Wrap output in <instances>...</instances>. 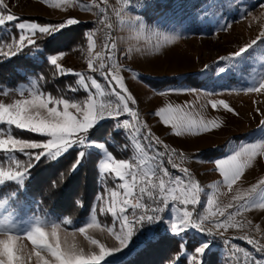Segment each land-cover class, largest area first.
<instances>
[{
    "label": "rangeland",
    "instance_id": "obj_1",
    "mask_svg": "<svg viewBox=\"0 0 264 264\" xmlns=\"http://www.w3.org/2000/svg\"><path fill=\"white\" fill-rule=\"evenodd\" d=\"M154 1L164 0H130V2L126 0H69L68 3L64 0H4L7 9H0V14L15 16L41 14L59 20L56 23L47 24H60L69 18H76L79 21L93 20L94 25L88 33L92 39L87 40V52L83 55L74 54V51L68 54L61 52L64 55L57 54L59 56L57 63L64 72L71 69L75 74L95 78L101 84L104 96L96 95V90L91 87L88 90L82 87L87 93L89 91L93 93L98 104L110 101L111 107L115 109L119 103L118 96L108 87L99 72H94L87 67L89 59L95 67L103 63L106 73L114 72L123 78L128 92L123 93L122 90H117L126 96L131 95L136 101L135 104L128 101L129 107L137 113L135 119L129 113L121 111L118 118L105 115L93 124L110 120L117 129L123 130L133 148L131 158H115L104 141L86 138L82 135L87 129L81 134L82 139H76L59 154H45L58 157L73 146L94 147L102 154L99 162L101 173L105 172L102 169L105 161L127 160L130 164L140 168H144L146 164L162 162L171 178L180 176L182 183H188L190 179L202 189L198 204L189 205L187 208L196 216L207 215L209 219L204 222V227L211 228L213 234L201 231L194 226L175 233L183 236L185 232H189L200 237L196 249L203 245L207 246L197 256L198 259L208 248H218L227 264H255L258 260L264 262V253L258 251L259 246L264 245V208L259 206L264 203V184L257 185L256 189L249 193L247 199L250 205L243 209L239 207V204L244 202L243 199H237L246 196L253 184L264 179V155H257L249 161L240 179L231 188L223 182V177L215 169L214 164V161L232 154L244 144L264 141V124H260V121L264 120V90L248 91V89L258 87L260 81L264 80V36L261 35L264 33V8L261 7L264 0H183L189 3V6L197 4L196 9H190L192 11L184 16L180 15V11L167 10L149 21L143 11L148 3ZM11 22H6L0 27L8 30ZM25 35L35 40L37 33L33 35L31 32H26ZM253 40L255 43H251ZM248 44L250 46L239 55H231ZM9 46H0V50L7 52ZM66 64L71 67H67ZM189 74L204 76L206 79L201 85L190 86L178 81L163 88H154L141 77V75H149L160 78L175 77L181 80ZM79 79L80 76H78ZM85 82L90 85V81L85 80ZM30 91L43 93L34 77L15 89L0 92V102L14 104L18 99L29 98ZM220 100L227 103L232 111L229 112L222 105L217 108L212 107L213 101ZM169 105L183 108L194 118L214 121L217 127L212 128L209 125L207 132L183 133L177 136L172 131L171 125H164L155 115L159 108ZM60 108L62 109V106ZM70 111L75 112L74 109ZM125 119L129 121L127 127L123 124ZM15 127L0 124V130L13 136L15 135L12 129ZM137 128L140 129L139 133L136 132ZM156 138L162 143L156 144ZM47 139L46 136L36 141ZM222 144H226L227 148L223 154L215 158L207 159L198 155L205 149ZM164 145H167L171 152V168L165 165V158L169 160L168 154L166 157L156 156L157 151H165ZM153 157L155 159H152ZM141 160H145V164H141ZM173 163L176 167H172ZM181 169H187L188 172L184 173ZM5 171L17 172L13 169ZM112 174L115 177V174ZM23 178L24 174L13 180L22 181ZM116 179L117 187L112 190L122 193L123 189L119 185L123 181ZM128 179L131 180V177ZM2 183L3 181L0 182ZM209 198L213 203H208ZM110 199L111 192L106 202L110 203ZM144 202L151 203L146 196ZM173 203L176 205V212L173 211ZM181 207L184 206L179 201L170 200L161 212V219L141 221L140 224L134 223L127 245L105 256L100 264H114L115 261H125L130 258L133 252L143 245L145 236H152L151 227L162 225L174 233L171 230V223L175 215L179 214ZM140 211L143 210H138V214ZM128 214L131 219L130 210ZM230 214L232 215L231 221L228 219ZM93 215L95 213L91 211L81 227L90 223ZM217 221H228L229 223L235 221L237 226L217 229L215 227ZM145 222H151L149 225L151 227L148 226V228ZM52 224H59V222L55 219L19 214L16 205L0 200V225L19 235L18 246L22 247L25 252H31L33 245L24 232L35 225L45 227L50 232ZM100 225L102 228L106 226L101 223ZM110 226L117 231L120 227L119 222L112 223ZM78 229L65 228L60 225L58 233L62 246L67 240V243L83 248L85 253L89 251L98 253L99 248L90 245L85 235L79 233ZM217 233H222V235H217ZM86 234L97 239L105 247H119V241L106 230L101 232L98 229L88 228ZM225 240L229 242L226 243ZM249 240L254 243H249ZM232 245L235 247L233 248ZM185 253L189 259L193 256L189 251ZM41 254L51 264H54V258L50 253L44 251ZM28 264H37L34 254Z\"/></svg>",
    "mask_w": 264,
    "mask_h": 264
},
{
    "label": "snow or ice",
    "instance_id": "obj_2",
    "mask_svg": "<svg viewBox=\"0 0 264 264\" xmlns=\"http://www.w3.org/2000/svg\"><path fill=\"white\" fill-rule=\"evenodd\" d=\"M64 2L68 3L69 0H64ZM126 2H130V0H126ZM56 6L58 7L59 5ZM261 7L264 8V4H261ZM0 9H7L4 0H0ZM18 19L19 18L13 14H0V25ZM77 22H79V20L76 18H69L66 22L60 24L41 25L29 21L19 22L16 24V28L21 30L19 39L15 41L14 45L9 46L8 52H2V50H0V54L5 57L12 56L26 45L34 44L36 40L26 36V32H31L33 35L37 32L39 34L51 33L59 30V28L65 25ZM261 35L264 36V33ZM88 39L91 41V35H88ZM25 41L27 42L26 44ZM251 43H255V40ZM249 46L250 44L245 45L241 47L239 51L231 55H239L240 52L245 51ZM12 47H15V52L11 51ZM89 47H91V43H89ZM59 55L62 56L64 54L60 53ZM58 58V55L51 57L50 63L63 72L64 70L57 63ZM220 59H224V57H220ZM87 67L94 72H99L100 75L104 77L108 87L118 96L119 103L115 109L111 107L110 101L98 104L93 93L90 91L88 92L86 101H72L63 96H45L43 93L38 94L37 92L30 91L29 98L18 99L14 104L0 102V124L14 125L17 128L26 129L48 137L45 141L25 140L19 139L11 134H6L3 130H0V151L12 153L20 152L30 158L22 172L17 171L13 173L0 168V182L4 180H13L22 176L26 170L32 166L30 162L32 159H39V157L45 153H52L53 155L59 154L60 151L65 149L76 139H82L81 134L102 116L107 115L108 117L115 116L118 118L121 115V111H123L124 113H129L133 119L136 118V111L130 108L128 104V101H131L132 104H135L136 101L131 95L126 96L121 94V91L117 90H122L123 93L128 92L123 78L114 72L106 73L103 63H101L99 67H95L91 59H89ZM67 71L69 73L72 72L71 69ZM77 75L80 76L79 83L86 90L91 87L96 90V95H105L101 84L98 83L95 78L92 76L85 77L79 73H77ZM85 80L90 81V85L86 83ZM261 90H264V80L260 81L258 87L256 86L248 89V91L252 92H259ZM168 91L178 92L177 90ZM221 105L229 112L232 111L229 105L223 100L212 102L213 108H217ZM60 106H62V109ZM70 109H74L75 112L70 111ZM155 115L160 118L164 125H171L172 131H174L177 136H181L183 133L194 134L196 132H207L209 131V125H211L212 128L217 127L214 121H204L194 118L192 114L179 106L173 107L169 105L167 107H161L155 112ZM123 124L127 127L129 121L125 119ZM260 124H264V120H261ZM136 132L139 133L140 129L137 128ZM155 143L161 144L162 142L156 138ZM164 148L165 151H157L156 156L164 157L168 154L169 162L172 163L171 152L168 150V146L164 145ZM40 149L42 150L38 152L30 151ZM257 155H264V141L242 145L232 154L214 161L215 169L223 177V182L231 188V186L240 179L242 171L248 165L249 161L253 160ZM152 159H155V157ZM141 164H145V160H141ZM172 167H176V165L173 163ZM102 169L105 172L114 173L116 178L123 181V183L119 185V187L123 189V192L110 190V203L106 202L107 206H99L101 215L110 213L113 218V223L119 222L120 227L118 231L112 226H105L102 228L95 215L91 217L90 223L78 229L79 233L85 235V239L90 245H95L99 248L98 253L93 251L85 253L83 248L78 247L76 244H69L67 240L64 241L62 246L58 233V229L60 228L59 224H52L50 226V232L47 228L39 225H35L30 230L24 232L27 239L30 240L33 245L31 252H25L22 247L18 246V241L20 239L19 235L8 230L3 225H0V232L6 233V238L0 239V264H28L33 254L36 257L37 264H41V262L42 264H51V262L45 259L41 254L44 251L50 253L51 257L54 258V264H100V261L103 260L105 256L127 245L133 232L134 223L140 224L141 221L161 219V212L170 200L179 201V203L184 206L179 209V214L175 215L171 223V230L174 233H180L189 226H194L201 231L213 234L211 228L204 227V222L208 220L209 217L203 214L196 216L193 211H189L187 208L189 205L195 206L198 204L202 189L190 179L188 183H182L180 176H176L174 179L171 178L169 171L163 166L162 162L146 164L144 168H140L137 165L130 164L127 160H118L114 162L105 161L102 164ZM181 171L184 173L188 172L187 169H181ZM128 177H131V180H129ZM260 184H264V179L253 184L246 196L237 198L243 199L244 201L239 204L241 209L250 205L247 199L249 193L254 191L257 185ZM145 196L151 203L144 202ZM97 198L103 199L102 196H98ZM208 203H213L211 198H209ZM251 206L255 207L257 205ZM259 206L264 208V203L259 204ZM128 210L131 212V219ZM138 210L143 211H140L138 214ZM173 211H177L174 203ZM149 212L152 214L149 215ZM228 219L230 221L232 220L231 214ZM235 226H237L235 221L232 223L228 221H217L215 224L217 229H226ZM88 228L98 229L101 232L106 230L119 241V247H105L97 239L86 234V229ZM217 235H222V233H217ZM225 242L228 243L229 241L225 240ZM249 243H254V241L249 240ZM206 246L207 245H203L196 249L195 253H202L203 248ZM232 247L234 248L235 245H232ZM258 251L264 253V245H260ZM190 264H199L195 255L190 258ZM255 264H264V262L258 260L255 261Z\"/></svg>",
    "mask_w": 264,
    "mask_h": 264
},
{
    "label": "trees",
    "instance_id": "obj_3",
    "mask_svg": "<svg viewBox=\"0 0 264 264\" xmlns=\"http://www.w3.org/2000/svg\"><path fill=\"white\" fill-rule=\"evenodd\" d=\"M195 7L197 4L189 6V3L183 0H164L148 3L143 12L149 21H152L167 10L180 11V15L184 16L196 9ZM17 17L19 19L11 22L8 30L0 27V46L14 45L19 39L20 33L16 28L19 21L28 20L38 24L59 21L41 14ZM93 25V20L79 21L52 33L37 32L34 44L26 45L12 56L5 57L0 54V92L15 89L34 77L43 93L54 97L63 96L72 101H85L88 93L79 83L77 74L61 72L50 63V56L61 52L68 54L74 51V54L80 55L86 53L88 33ZM11 51L15 52L16 49L12 47ZM66 65L71 67L69 64ZM141 77L154 88H163L178 81L190 86L201 85L206 79L195 74H189L181 80L175 77L160 78L149 75ZM12 133L16 137L32 140H42L46 137L17 127L12 129ZM82 135L104 141L117 159H129L133 155L129 139L123 130L117 129L110 120L93 125ZM226 148V144H222L205 149L198 155L212 159L223 154ZM101 157L98 149L85 146H73L58 157L43 154L39 159L30 161L32 166L26 170L22 181L4 180L0 184V200L16 205L19 214L55 219L65 228H80L91 211L101 224L110 226L113 223L111 214L101 215L99 206H106L110 190L117 187V179L110 172L101 173L99 169ZM29 160V157L20 152L0 151V168L4 170L22 172ZM165 165L171 168L167 158ZM98 196H102L103 199H98ZM150 223L145 222V225L148 227ZM151 228L152 236L146 235L143 245L133 252L130 258L115 261L114 264H190L185 251L195 255L199 264H227L218 248H208L198 259L199 254L195 253V249L200 237L194 233L185 232L183 236H179L162 225Z\"/></svg>",
    "mask_w": 264,
    "mask_h": 264
},
{
    "label": "clouds",
    "instance_id": "obj_4",
    "mask_svg": "<svg viewBox=\"0 0 264 264\" xmlns=\"http://www.w3.org/2000/svg\"><path fill=\"white\" fill-rule=\"evenodd\" d=\"M4 238H6V233L0 232V239H4Z\"/></svg>",
    "mask_w": 264,
    "mask_h": 264
},
{
    "label": "built area",
    "instance_id": "obj_5",
    "mask_svg": "<svg viewBox=\"0 0 264 264\" xmlns=\"http://www.w3.org/2000/svg\"><path fill=\"white\" fill-rule=\"evenodd\" d=\"M172 157H173V156H172ZM174 159H175V158H174ZM174 159H173V160H174Z\"/></svg>",
    "mask_w": 264,
    "mask_h": 264
}]
</instances>
